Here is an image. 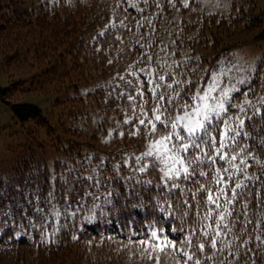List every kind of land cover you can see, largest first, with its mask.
<instances>
[{"label":"trees","instance_id":"obj_1","mask_svg":"<svg viewBox=\"0 0 264 264\" xmlns=\"http://www.w3.org/2000/svg\"><path fill=\"white\" fill-rule=\"evenodd\" d=\"M133 2L136 7L130 6ZM196 3V0H149L147 4L143 0H0V37H12L0 54V69L8 78V84L0 86V99L10 104L15 121L22 126H46L44 140H54L53 146L65 151L63 159H55L48 165L44 146L35 143V150L23 157L30 155L35 159L20 162L7 175L0 176V264H157L158 255L160 264H184L187 258L175 252L171 244L168 254L149 245L151 233L166 236L176 248H181V241L193 229L199 234L203 225L215 228L212 220L202 219L204 213L198 214L196 207L184 216L187 206L179 190L174 189L175 196L167 201L158 195L160 189L156 185L162 175L158 170L135 171V157L143 153L144 143L151 139L148 129L139 125V120L144 119L139 105L151 100L146 72L166 65L175 69L180 64L179 71L187 72L180 78L192 81L185 92L195 93L196 85L209 77L210 70L204 68L208 58H216L223 50L221 43L223 36L228 35V25L220 20L218 29H213L201 24L200 19L188 18L186 10ZM231 5L232 24L243 23L246 29L262 24V13L256 10L253 0H231ZM145 53L152 57L151 61ZM25 61L37 70L26 77L7 72L9 65ZM140 69H145V73ZM133 70L136 77L129 75ZM66 79L77 82L72 87L77 96L66 98L78 102L79 110L67 113L70 106L65 108L66 123L57 127L62 130V139L53 138L55 129L48 126L38 106L8 99L16 85L33 91L37 82L45 85V92L60 91ZM130 80L133 85L127 83ZM262 80L264 68L258 64L249 81L230 100L232 105L243 104L245 99L250 102L244 104L247 116L251 117L244 119L243 132L248 135L237 137L238 146L232 145L235 152L231 148L224 150L231 155L239 153L232 163L243 171L237 172L226 160L216 158V163L208 160L201 166L200 170L208 175L197 173L195 179L199 183L180 181L182 187L191 190L202 183L215 189L216 194L224 187L222 205L231 196L235 182L244 181L247 185L241 191L248 199L238 198L228 208L232 212L229 220L237 223L229 225L232 232L222 237L227 246L218 245L223 251L206 246L188 264H195L197 259L201 264H264V211L257 207L258 201L264 200V104H261L264 90H259ZM141 81L144 96L130 101L129 95H136ZM238 112L233 107L229 114L235 116ZM76 114H85L91 120L90 131L70 123L67 116L74 119ZM128 119L132 123L124 122ZM38 132L39 129L28 128L26 135L38 139ZM85 133L86 145L67 139ZM211 155L216 157L215 148ZM241 160L245 163L241 164ZM217 169H229L220 173L225 180L223 185L215 183ZM133 173L135 179H122ZM89 176L93 180L86 179ZM100 178L104 186L97 188L95 180ZM136 179L153 183L136 184ZM132 190L137 194L132 195ZM207 195L203 192L199 198L206 200ZM188 196L195 205L190 192ZM176 202L181 209L173 215L169 204ZM246 203L247 209L243 207ZM41 218L46 221L43 228ZM202 241L203 235L192 240L196 245ZM183 251L192 254L194 250L184 247Z\"/></svg>","mask_w":264,"mask_h":264},{"label":"snow or ice","instance_id":"obj_2","mask_svg":"<svg viewBox=\"0 0 264 264\" xmlns=\"http://www.w3.org/2000/svg\"><path fill=\"white\" fill-rule=\"evenodd\" d=\"M143 3H149V0H143ZM130 6L136 7L135 2ZM121 23L123 22L121 21ZM101 35H104V33H101ZM143 55L148 61L152 60V57L146 53ZM180 67V64H177L175 69L172 65H166L162 69H150L146 72V75L149 77L147 83L150 86L148 91L151 93V100H145L143 104L139 105L141 113L144 116V119L139 120V125H143L148 129V135L151 139L146 145V150L135 157V171L148 173L150 169L158 170L162 174L160 183L156 185L160 189L158 195H162L167 201L175 196L174 189L179 190L184 196V205L187 206L184 210V216H187L188 212L193 207H196L198 214L201 211L204 213L202 219L213 221L215 228L212 225H203V232L199 234L197 229H193L190 235L181 241V248H176L166 236H158L155 231L151 233L147 241L149 245H155L159 253L168 254V247L171 244L175 252H179L182 257L187 258L184 260V264H188L189 261L193 260L196 252H203L206 246L218 249L219 251H223V247L218 248V245L227 246L222 237L232 232V227L229 225L235 226L237 223V220H229L232 212L228 211V208L238 198L248 199V197H244V193L241 191L247 185L244 184V181L235 182V187L230 190L231 196L222 205L220 198L225 194L224 187H220L218 194H216L215 189L206 187L202 183L199 185V188L191 190L182 187L180 181L199 183L195 179L197 173L200 176L208 175L205 171L200 170L201 166L208 160L216 163V158L226 160L230 168H236L237 172H242L243 169L232 163V161L237 159L239 153L231 155L224 150L231 148V151L235 152V148L232 145L238 146L237 137L248 135L243 132L244 119H250L251 117L247 116L244 107V104H250L247 99L244 100L243 104L232 105L230 103V92L238 91V89H221L218 96L214 97L212 95L219 87L218 76L215 74L211 78V84L207 87L197 88L195 93L187 94L185 87L191 84L192 81L180 78L187 74V72H180ZM139 71L145 73V69H140ZM129 75L136 77V71H130ZM153 76L155 79L152 78ZM120 79H124V77L121 76ZM240 82L243 83L244 81ZM127 83L133 85L134 81L130 80ZM143 85L144 82L141 81L136 95H129L130 101H136L137 97L144 96ZM125 94L121 93L120 95L123 96ZM245 97H247V93H245ZM149 104H151V107L146 108V105ZM261 104H264V100H261ZM233 107L239 109L238 114L235 116L229 114L230 109ZM149 112H151V117H149ZM124 122L132 123V120L128 119ZM158 124L160 127H157ZM221 125H223V131H221ZM178 129L179 131H177ZM136 134L133 133V135ZM121 135H124V133H121ZM217 136H219V139H217ZM212 148H215L216 157L211 155ZM205 149H208V151H205ZM244 150L241 149V151ZM221 153L224 154L222 155ZM240 163L244 164L245 161L241 160ZM115 167L119 170V165ZM228 171L229 169L216 170L215 183L217 185L225 184V180L221 177L220 173H227ZM86 179L93 180V177L89 176ZM122 179L133 180L135 179V173ZM228 179H232V177L229 176ZM101 181L102 178L95 180L97 188L104 186ZM152 183V180L142 181L136 179V184L150 186ZM130 188L131 186L125 190L126 193ZM164 189H167V191H164ZM189 192L191 193V199L196 202L195 205L189 202ZM203 192H207L208 194L206 200L199 198ZM131 194L136 195L137 191L132 190ZM88 195H91V193H88ZM108 195L111 196L112 193L109 192ZM157 203H160V201L157 200ZM210 205H215V208H210ZM65 207H71V205H65ZM243 207L247 209L249 205L246 203ZM257 207L261 211H264V200L258 201ZM169 208L174 215L181 209V205L179 202H176L175 204H169ZM39 211H43V209ZM59 214L58 211L55 212V215L58 216ZM45 224L46 221L41 218L40 227L43 228ZM35 226L32 225V227ZM172 231H176V229H172ZM180 231H183V229H180ZM199 235H203V241L199 245H196L192 240L193 237L199 238ZM209 239L211 240L210 245H208ZM184 247L191 248L194 251L192 254H189L183 251ZM157 264H160L159 255L157 256ZM195 264H201V261L197 259L195 260Z\"/></svg>","mask_w":264,"mask_h":264},{"label":"rangeland","instance_id":"obj_3","mask_svg":"<svg viewBox=\"0 0 264 264\" xmlns=\"http://www.w3.org/2000/svg\"><path fill=\"white\" fill-rule=\"evenodd\" d=\"M196 1L197 3L195 6L188 7L189 9L186 10L185 15L190 19H200L201 24H206L204 25L205 27L209 26L213 29H218V26H216L217 23L220 20H224L225 24L228 25V35H224L222 38V52L216 58H213V56L208 58V62L204 68L210 70L208 74L209 77L205 81H200L196 85L195 91L197 88L207 87L211 84V78L214 74L218 76L219 80L217 91L212 93L214 97L220 94L221 89L235 88L239 90L252 77L258 64L264 68V36L262 35V31H264V0H253L256 10L262 13L260 15L262 24L251 29H246L243 23L232 24L234 21V10L231 5V0ZM4 38L8 39L5 40ZM9 39H12L9 35H2L0 37V54H2L4 49L9 45ZM35 70L37 69L30 66L27 61L21 63L17 62L16 64L7 67L8 73H13L15 76L22 77L29 76L35 72ZM240 81L244 82L241 83ZM42 83L44 84V82ZM76 83L77 82L73 79L72 81L66 79L61 83L62 87H59L60 91L52 90L49 92H45V90L43 91L45 85L42 87V85L37 82L33 87V91L22 89V86L16 85L8 99L14 103L27 102L38 106L43 116L46 117L48 126L55 129L53 138L56 139L59 137L58 139H62V137H60L62 130L59 129L60 127H57L59 126V123H66V117L63 115L64 110H66L65 108L70 106L66 111L67 113H73L79 110L78 102L75 100H67V98H70L71 96H77V93L72 91V87ZM7 84L8 78L4 71L0 69V86H5ZM87 87L89 88V86ZM261 89L264 90V80H262L259 85V90ZM235 92L236 91L230 92V97H232ZM67 119L70 120L72 125L76 127H84L86 130L90 131L91 120H88L85 114H76L74 119L72 115H68ZM45 127L46 126L41 125H38V128H35L32 125L22 126V124L12 118L10 104H6L0 99L1 177L7 175L10 169L19 166L20 162L24 163V161L26 162L28 159L33 158L30 155L25 158L23 157L25 154L27 155L30 150H35V143H40L44 146L43 148L45 150L48 165L52 164L55 159L61 160L65 157V151L63 149L57 150L56 147L53 146L54 140H44L46 135ZM28 128L31 131L39 129V138L35 139L26 135ZM86 138L87 133L83 134L82 137L69 136L67 139L84 145L85 141H83V139ZM63 139L65 138L63 137ZM148 142L149 140L144 143L142 148L143 152L146 150ZM88 143L91 142L88 141ZM95 143L97 144L98 142ZM102 143L103 141L101 140L100 144ZM95 147H98V145ZM33 154L35 155V153Z\"/></svg>","mask_w":264,"mask_h":264}]
</instances>
